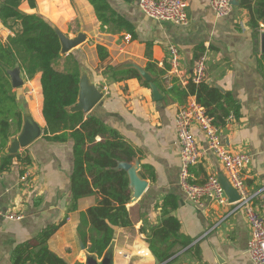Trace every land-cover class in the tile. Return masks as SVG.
<instances>
[{
  "label": "crops",
  "instance_id": "1",
  "mask_svg": "<svg viewBox=\"0 0 264 264\" xmlns=\"http://www.w3.org/2000/svg\"><path fill=\"white\" fill-rule=\"evenodd\" d=\"M108 1L119 15L134 25L137 37L127 31L118 32L114 26L102 27L88 0H37L36 8H31L24 0L21 9L38 13L68 37L85 34L82 44L68 53L61 52L58 65L54 67L63 71L68 65V72L78 70V74L84 67L93 75L104 96L86 117L95 113L120 133L134 157L132 161L119 163L139 161V175L148 182L143 195L127 205L133 228H120L112 241L114 264L160 261L150 250L151 228L161 224L165 217L166 197L177 202V207L168 211L179 219L180 234L191 243L172 260L161 263L254 264L247 251L252 226L243 212L231 213L233 206L229 204L209 200L199 204L187 198L179 178L181 147L175 119L182 105L197 99L195 94L185 96L181 91L188 90L195 62L205 55V83L222 94L229 93L239 106V115L231 112L224 123L214 121V124L220 128L222 141L229 151L251 155L250 163L243 170L247 189L254 192L264 187V72L260 65L264 23L260 22L259 28L254 29L250 12L241 6V0L222 18L214 13L212 0H185L187 25L146 15L138 0ZM0 26L6 28L1 19ZM6 29L8 36L13 35L10 28ZM170 44L179 49V69L172 67ZM98 45L109 52L103 62L98 56ZM67 57L71 59L66 61ZM129 63L143 67L153 76L163 94L161 100L154 99L144 79L125 73L134 68L127 67ZM21 76L23 85L13 88L19 107L22 112L29 111L43 129L41 73L28 79L21 70ZM175 85L180 89L172 90ZM215 113L223 115L224 111L218 109ZM193 132L198 145L206 149L207 139L199 125L193 126ZM19 133L10 138L5 152L10 153L11 140ZM100 140L98 136L97 141ZM17 153L29 155L32 162L22 168L15 160L9 169L0 170V264H14L19 250L34 245L42 230L58 223L60 227L48 240L49 249L68 264H85L84 253L90 252L91 240L102 239L104 231L92 224L88 216V209L99 201L98 193L79 197L77 207L71 208L73 140L52 141L42 134ZM191 174L197 183L204 182L210 175L226 177L223 163L209 149L202 160L192 166ZM256 205L264 217L261 201ZM12 213L22 218H8ZM32 252L25 250L24 255ZM102 255L97 256L99 261ZM25 264L33 263L30 260Z\"/></svg>",
  "mask_w": 264,
  "mask_h": 264
},
{
  "label": "trees",
  "instance_id": "2",
  "mask_svg": "<svg viewBox=\"0 0 264 264\" xmlns=\"http://www.w3.org/2000/svg\"><path fill=\"white\" fill-rule=\"evenodd\" d=\"M23 1L0 0V19L14 32L5 41L0 38V170L9 169L15 160L22 168L32 162L29 155L5 152L10 138L20 132L23 124V114L8 73L10 69L19 66L28 79L41 73L44 137L52 141L64 142L71 139L74 142L71 208L77 207L81 196L92 193L100 195L98 203L88 209L91 223L104 231L102 239H92L89 245L90 252L100 257L115 241L120 228L132 229L134 225L127 208L132 196L129 176L127 170L118 167L119 161H132L134 152L120 133L97 114L90 113L86 117L82 111L70 112L66 109L77 101L78 70L65 72L54 67V61L61 57L60 38L53 25L43 16L21 9ZM27 1L31 8H36L37 0ZM88 1L94 7L102 27L114 26L118 32L127 31L137 37L134 25L119 15L108 0ZM241 6L249 10L251 26L258 29L260 22L264 23V0H241ZM97 50L101 62L109 57L104 46L98 45ZM260 65L264 72V53ZM125 71L126 74L143 80L135 68ZM143 82L149 86L148 82ZM175 89L180 88L175 85L172 90ZM181 93L185 96L187 93L195 94L206 112L214 116L216 124L224 123L231 112L239 115V106L229 93L222 94L205 82L195 84L191 80L188 90ZM218 109L223 110L224 114L217 115L215 110ZM98 136L101 137L100 141H97ZM175 207L177 202L166 197L163 202L165 217L161 224L151 228L150 250L161 262L172 260L191 243L190 239L180 234L179 219L168 211ZM60 225L58 223L42 230L37 242L24 248V251L32 250V254L24 255L23 249L19 250L14 256V264H25L30 260L33 264H68L54 254L47 244Z\"/></svg>",
  "mask_w": 264,
  "mask_h": 264
},
{
  "label": "built area",
  "instance_id": "3",
  "mask_svg": "<svg viewBox=\"0 0 264 264\" xmlns=\"http://www.w3.org/2000/svg\"><path fill=\"white\" fill-rule=\"evenodd\" d=\"M141 10L148 16L157 20L172 22L178 25H187V2L185 0H138ZM212 9L217 17L228 16L234 7L232 0H212ZM169 53L172 67L179 69L180 52L176 45H169ZM207 76V58L201 56L195 62L194 73L191 78L195 84L205 82ZM197 124L207 139V148L198 145L193 126ZM176 131L181 147L180 183L190 201L202 204L209 200L217 204L232 205L231 213L243 212L251 226L252 235L248 244V254L254 264H264V217L257 207L258 200L264 207V187L258 191H249L243 170L251 161L248 153H233L224 145L220 128L214 124L206 109L192 99L182 105L175 119ZM211 150L223 163L226 177L230 184L238 191L240 198L230 202L226 190L216 175H210L204 182L193 181L191 168L198 164ZM26 179V176H23ZM1 201V198H0ZM1 212V210H0ZM8 218L20 219L22 215L9 214Z\"/></svg>",
  "mask_w": 264,
  "mask_h": 264
},
{
  "label": "water",
  "instance_id": "4",
  "mask_svg": "<svg viewBox=\"0 0 264 264\" xmlns=\"http://www.w3.org/2000/svg\"><path fill=\"white\" fill-rule=\"evenodd\" d=\"M234 5H239V0H232ZM61 44V52L68 53L72 49L78 47L86 40V36L84 33H80L76 37H68L59 29H55ZM261 50L264 53V31L261 34ZM127 67L136 68L142 78L149 82V85L152 89L154 99L161 100L163 97L162 92L159 90L157 84L155 83L153 76L145 70L143 67H140L134 63H129L126 65ZM13 87H20L23 85L24 81L21 76V68L16 66L8 71ZM80 79H79V92L77 101L72 106L67 107L66 109L70 112L82 111L84 114H88L93 111V108L97 105V103L103 98L104 91L101 87L95 82L93 75L84 67L80 69ZM23 126L21 132L18 136L14 137L11 140V144L9 145L8 151L10 153H17L20 149L29 146L32 142L42 136L43 129L38 124L36 120L32 117L29 111H23ZM119 168H123L127 170L129 176V185L131 189H133L132 201H137L143 193L146 191L148 187V182L144 180L139 175L140 162L136 161L135 164L129 162H120L118 164ZM219 180L223 184L226 193L229 197L230 202L238 200L240 195L238 191L230 184L226 177H219ZM82 244V248L85 249L84 243ZM114 242H112L109 247L105 250L102 255L100 261L98 260L97 255L91 252H85L84 256L86 258L85 264H114ZM156 264H166L161 263L157 260Z\"/></svg>",
  "mask_w": 264,
  "mask_h": 264
},
{
  "label": "rangeland",
  "instance_id": "5",
  "mask_svg": "<svg viewBox=\"0 0 264 264\" xmlns=\"http://www.w3.org/2000/svg\"><path fill=\"white\" fill-rule=\"evenodd\" d=\"M27 4V3H26ZM25 4V5H26ZM24 5V6H25ZM4 25V24H3ZM5 26V25H4ZM6 28H8L7 26H5ZM6 28H4L3 26H0V38L2 39V40H6V37L8 36V32H7V29ZM9 29V28H8ZM11 31H13V29H11ZM9 32H10V30H9ZM14 34V33H13ZM71 59V57H67L65 60L66 61H69ZM58 59L56 60V61H54V66H57L58 65ZM63 71H65V72H68V71H70L69 70V67H68V65H66L65 67H63Z\"/></svg>",
  "mask_w": 264,
  "mask_h": 264
}]
</instances>
